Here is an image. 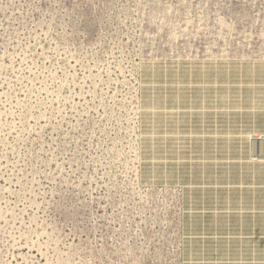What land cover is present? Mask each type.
Instances as JSON below:
<instances>
[{
    "label": "rangeland",
    "instance_id": "obj_1",
    "mask_svg": "<svg viewBox=\"0 0 264 264\" xmlns=\"http://www.w3.org/2000/svg\"><path fill=\"white\" fill-rule=\"evenodd\" d=\"M191 94L264 130V0H0V264H182Z\"/></svg>",
    "mask_w": 264,
    "mask_h": 264
},
{
    "label": "crops",
    "instance_id": "obj_2",
    "mask_svg": "<svg viewBox=\"0 0 264 264\" xmlns=\"http://www.w3.org/2000/svg\"><path fill=\"white\" fill-rule=\"evenodd\" d=\"M185 100L175 109L182 264H264V157L252 153L264 130L232 137L230 109Z\"/></svg>",
    "mask_w": 264,
    "mask_h": 264
},
{
    "label": "water",
    "instance_id": "obj_3",
    "mask_svg": "<svg viewBox=\"0 0 264 264\" xmlns=\"http://www.w3.org/2000/svg\"><path fill=\"white\" fill-rule=\"evenodd\" d=\"M252 153L254 157H264V140L252 139Z\"/></svg>",
    "mask_w": 264,
    "mask_h": 264
}]
</instances>
